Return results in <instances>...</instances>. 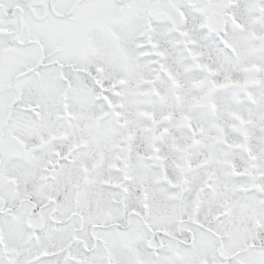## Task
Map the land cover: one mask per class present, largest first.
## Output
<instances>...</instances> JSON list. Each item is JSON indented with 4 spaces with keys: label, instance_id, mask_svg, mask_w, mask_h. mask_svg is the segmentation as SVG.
<instances>
[{
    "label": "snow or ice",
    "instance_id": "obj_1",
    "mask_svg": "<svg viewBox=\"0 0 264 264\" xmlns=\"http://www.w3.org/2000/svg\"><path fill=\"white\" fill-rule=\"evenodd\" d=\"M0 264H264V0H0Z\"/></svg>",
    "mask_w": 264,
    "mask_h": 264
}]
</instances>
